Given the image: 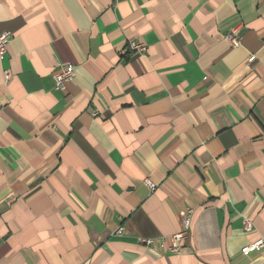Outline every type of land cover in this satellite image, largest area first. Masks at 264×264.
<instances>
[{"label":"crops","instance_id":"1","mask_svg":"<svg viewBox=\"0 0 264 264\" xmlns=\"http://www.w3.org/2000/svg\"><path fill=\"white\" fill-rule=\"evenodd\" d=\"M5 32L0 264H264V0H0Z\"/></svg>","mask_w":264,"mask_h":264},{"label":"built area","instance_id":"2","mask_svg":"<svg viewBox=\"0 0 264 264\" xmlns=\"http://www.w3.org/2000/svg\"><path fill=\"white\" fill-rule=\"evenodd\" d=\"M230 45L232 47H239L240 46V40L234 36V35H228L227 37ZM12 36L10 33H0V56L2 57L8 50L9 44L11 43ZM129 49L132 52H138V53H144L147 50V47L143 43L139 42H132L129 45ZM255 57H251L250 61H254ZM59 71L56 73L54 80L56 89L60 91H64L67 87V85L74 79L75 77V68L72 64H59ZM145 184L151 189L152 191H155L156 185L152 183L150 180L146 179ZM193 217V211L189 210L187 214L185 215L183 219V226L184 229L175 234L171 239V247L170 250L173 252H179L180 251V243L186 238V235L191 227ZM263 247V242L260 241L258 243H255L252 247H246L243 249L244 253L249 252L253 248H261Z\"/></svg>","mask_w":264,"mask_h":264}]
</instances>
